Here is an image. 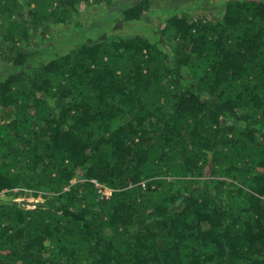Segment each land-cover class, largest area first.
<instances>
[{
	"label": "trees",
	"instance_id": "16d2710c",
	"mask_svg": "<svg viewBox=\"0 0 264 264\" xmlns=\"http://www.w3.org/2000/svg\"><path fill=\"white\" fill-rule=\"evenodd\" d=\"M209 1L0 0V264H264V0Z\"/></svg>",
	"mask_w": 264,
	"mask_h": 264
},
{
	"label": "rangeland",
	"instance_id": "374dc122",
	"mask_svg": "<svg viewBox=\"0 0 264 264\" xmlns=\"http://www.w3.org/2000/svg\"><path fill=\"white\" fill-rule=\"evenodd\" d=\"M220 0H210L208 3L209 4H215L217 2H219ZM200 1H198L197 3H199ZM105 9V8H104ZM104 9L102 8H94V9H84L83 11H81V15L77 16L76 19L78 20H82L83 25H84V29L82 30V32L84 31V33L86 35H91L93 32H95L90 26H87L90 21H92V19L90 17H96L99 16L100 14L102 15L104 13ZM170 10L166 7H163L161 9H157V10H153L148 18L143 19L141 21H136V22H128V23H119V22H110V23H105L102 27H101V33L105 34V33H110L111 31H115L117 33H121V34H129V33H147L150 34V31L148 30L149 27H152L154 29V31L157 32V34L161 33V29L164 26V20L167 17V14ZM189 11V10H187ZM105 14V13H104ZM103 14V15H104ZM111 15H117L116 11H113V13L109 14ZM107 16L110 18V16ZM77 20V21H78ZM76 22H72L69 23L68 26H62L59 33L60 37H63V40L61 41L59 48H66L68 49V47H70L74 42H76L79 37L80 34L78 33L79 31V26L75 25ZM98 32V31H96ZM153 39L155 40L156 38L153 37ZM52 42V41H51ZM49 42V43H51ZM159 43L165 47L166 51L169 53H174V49L176 48V41L174 40H170V39H166L165 37H163ZM45 58H47V56H45ZM9 71V68L5 65L0 64V78H3ZM4 191L1 192V195H4Z\"/></svg>",
	"mask_w": 264,
	"mask_h": 264
},
{
	"label": "built area",
	"instance_id": "2783aa9c",
	"mask_svg": "<svg viewBox=\"0 0 264 264\" xmlns=\"http://www.w3.org/2000/svg\"><path fill=\"white\" fill-rule=\"evenodd\" d=\"M98 189H99V194L102 198H109L112 194V189L106 185L100 184L96 182Z\"/></svg>",
	"mask_w": 264,
	"mask_h": 264
}]
</instances>
